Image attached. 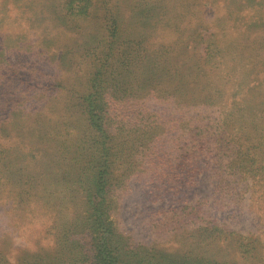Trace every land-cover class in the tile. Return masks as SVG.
<instances>
[{
    "label": "rangeland",
    "instance_id": "obj_1",
    "mask_svg": "<svg viewBox=\"0 0 264 264\" xmlns=\"http://www.w3.org/2000/svg\"><path fill=\"white\" fill-rule=\"evenodd\" d=\"M238 1L0 0V264H68L64 235L93 250L87 175L102 153L81 96L113 20L165 68L160 97L135 91L129 104L185 111L207 129L205 154L183 160L187 115L165 125L163 153L119 126L107 219L116 245L128 242L123 262L264 264V0Z\"/></svg>",
    "mask_w": 264,
    "mask_h": 264
},
{
    "label": "trees",
    "instance_id": "obj_2",
    "mask_svg": "<svg viewBox=\"0 0 264 264\" xmlns=\"http://www.w3.org/2000/svg\"><path fill=\"white\" fill-rule=\"evenodd\" d=\"M247 1L252 3L251 0ZM231 5L238 8L239 1L233 0ZM106 25L107 42L103 46V51L98 53V57L94 56L93 58V70L87 77V89L81 96L86 121L94 132L93 138L98 140L97 148L102 153L100 161L93 159L94 168L87 175L90 181L94 183L89 185L88 188L94 206L90 221L94 226V235L91 238L93 250H90L91 254L89 255L81 254L83 249L72 242L69 237L66 235L60 237L65 243L63 245L74 251L71 253L68 264H125L120 253L124 246L125 248L128 246V242L123 240L122 246L116 245L113 238L112 223L107 219V216H111L109 211L110 201L107 195L112 186L107 172L110 166L108 158L113 149L112 140L115 139L117 132L124 133L120 128L127 126V130L131 128L132 131V127H135L136 130L141 129L142 136L153 144L150 151H158L159 149L163 153L158 145L163 140L162 135L169 131L165 125L174 127L176 124L181 123L187 115L185 111L181 112L178 109L174 114L172 108L165 109V107L154 113L152 106L146 105L145 102H142L139 106L129 104L133 101L136 92H142L149 97H160L156 93L163 92V89L159 88V81H161L159 68H164L159 66L161 52L157 50L151 52L148 40L143 34L124 35L116 20L107 22ZM116 48H120V51H115ZM96 50L98 49L95 48ZM88 52L91 55L93 50H88ZM166 74L171 73L166 72ZM175 75V73L168 75L171 79L170 85L174 83ZM165 102L168 103L169 101ZM124 109L127 111L131 109L133 121L122 113ZM114 113H117L116 117L120 121L113 118ZM187 117L186 121L192 128L189 130L190 143L188 142L180 147V158L183 160L197 154L204 155L205 152L203 153V151L206 148L203 135L207 129L203 128L202 119L199 120L197 125L193 126L190 123L194 121L195 117L192 114L187 115ZM162 121H165V123ZM114 124H117V126L114 127L115 131L111 132V127ZM120 150H122V147ZM227 151L229 154L233 152L231 140L228 142L226 153ZM149 154L152 158L153 155ZM151 160L155 161L154 159ZM244 165L239 164V167ZM179 168L180 166L176 164H168V169L173 170L170 173L172 177L174 176L175 182H172L173 185L184 183V180H186V178H181V171L177 172ZM67 242H70V244H66ZM139 261H142V259H139Z\"/></svg>",
    "mask_w": 264,
    "mask_h": 264
}]
</instances>
